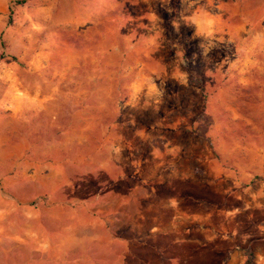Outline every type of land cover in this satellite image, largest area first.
Returning a JSON list of instances; mask_svg holds the SVG:
<instances>
[{
	"label": "rangeland",
	"instance_id": "rangeland-1",
	"mask_svg": "<svg viewBox=\"0 0 264 264\" xmlns=\"http://www.w3.org/2000/svg\"><path fill=\"white\" fill-rule=\"evenodd\" d=\"M17 1L0 0V264H34L51 231L121 228L135 193L192 208L210 158L239 181L261 155L264 180V53L252 84L225 62L215 76L176 14L122 29L113 0Z\"/></svg>",
	"mask_w": 264,
	"mask_h": 264
},
{
	"label": "crops",
	"instance_id": "crops-1",
	"mask_svg": "<svg viewBox=\"0 0 264 264\" xmlns=\"http://www.w3.org/2000/svg\"><path fill=\"white\" fill-rule=\"evenodd\" d=\"M102 11L116 14L106 20L122 29H136L139 14H148L152 22L162 20L155 16L159 13L176 14L177 22L187 21L192 26L193 39H208L215 76L225 62L226 71L249 73L242 76L243 82L254 84L251 72L261 77L264 0H113ZM232 50L234 58L230 57ZM209 162L211 166L203 169L208 178L202 176L201 164L199 174L193 177L195 195L188 199L192 208L186 209V198L154 192L142 198L141 193H135L121 228L99 225L83 231H51L47 246L42 242L29 247L34 258L28 263L245 264L249 259L250 264H264V180L252 179L261 173V155L248 159L249 169L239 181L213 158ZM178 180L185 183L184 178ZM156 183L152 190L167 187L162 178ZM206 184L211 190L216 187L219 196L203 197Z\"/></svg>",
	"mask_w": 264,
	"mask_h": 264
},
{
	"label": "trees",
	"instance_id": "trees-1",
	"mask_svg": "<svg viewBox=\"0 0 264 264\" xmlns=\"http://www.w3.org/2000/svg\"><path fill=\"white\" fill-rule=\"evenodd\" d=\"M25 1H26V0H18L17 3L22 4V3H24ZM257 178H259V177H257ZM245 264H250V260L247 259V260L245 261Z\"/></svg>",
	"mask_w": 264,
	"mask_h": 264
}]
</instances>
